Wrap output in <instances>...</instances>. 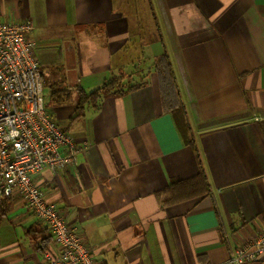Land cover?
Here are the masks:
<instances>
[{"label":"crops","instance_id":"0c3cea01","mask_svg":"<svg viewBox=\"0 0 264 264\" xmlns=\"http://www.w3.org/2000/svg\"><path fill=\"white\" fill-rule=\"evenodd\" d=\"M0 11L33 21L46 106L86 147L33 177L97 263L233 264L264 225V0H0ZM162 54L194 144L164 108L151 67ZM134 70L150 82L78 114V86ZM200 171L209 193L158 197ZM10 200L0 264H47L44 252L60 249L50 228L22 197Z\"/></svg>","mask_w":264,"mask_h":264},{"label":"built area","instance_id":"2783aa9c","mask_svg":"<svg viewBox=\"0 0 264 264\" xmlns=\"http://www.w3.org/2000/svg\"><path fill=\"white\" fill-rule=\"evenodd\" d=\"M30 18L5 21L0 11V198L19 195L50 228L60 246L44 252L47 264H98L95 247L70 225L57 202L48 200L33 174L74 164L86 148L51 116L36 57ZM233 264H264V225L236 247Z\"/></svg>","mask_w":264,"mask_h":264},{"label":"trees","instance_id":"16d2710c","mask_svg":"<svg viewBox=\"0 0 264 264\" xmlns=\"http://www.w3.org/2000/svg\"><path fill=\"white\" fill-rule=\"evenodd\" d=\"M151 67L153 71L158 72L164 108L174 115L176 124L185 141L194 144L192 135H190V124L181 102L180 93L168 55L162 54L158 56L153 61ZM140 73L139 70H134L130 73L123 72L112 75L105 79L100 86L91 91H86L81 86H78V114H83L86 107H95L98 109L103 100L110 95L126 94L147 85L150 82V71L146 70V73ZM209 190L206 174L204 171H200L197 176L180 181L173 180L166 189L157 194L160 198L163 197V194L169 195L170 197L166 202H173L192 195H204L209 193ZM12 206L13 202L10 198H0V211L6 213Z\"/></svg>","mask_w":264,"mask_h":264},{"label":"rangeland","instance_id":"374dc122","mask_svg":"<svg viewBox=\"0 0 264 264\" xmlns=\"http://www.w3.org/2000/svg\"><path fill=\"white\" fill-rule=\"evenodd\" d=\"M44 97H45V103H47V101L49 102V100H51L50 97H49V95H48V89H46V88H44Z\"/></svg>","mask_w":264,"mask_h":264}]
</instances>
